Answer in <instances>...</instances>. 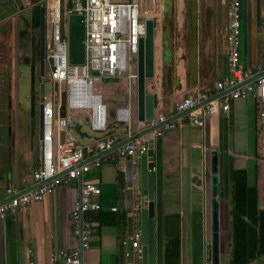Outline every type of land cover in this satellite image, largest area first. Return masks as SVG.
<instances>
[{"label": "crops", "instance_id": "obj_1", "mask_svg": "<svg viewBox=\"0 0 264 264\" xmlns=\"http://www.w3.org/2000/svg\"><path fill=\"white\" fill-rule=\"evenodd\" d=\"M39 1L0 0V30L4 31V25L10 19L12 44L13 32L17 42L20 19L29 20L26 14H22L24 10H30L31 28H38L33 27L35 20L32 19V8L36 4L40 5ZM240 1V60L244 66L252 67L261 59L264 49V0ZM11 2L13 8L8 11L6 7ZM228 2L175 0L173 27L182 35L186 34V44L177 48L174 45V56H183L174 65L175 76L179 77L181 86L176 88L174 83L168 85L162 77V64L156 61L154 77L146 82V91L155 95V110H162L171 116L176 100L194 95L197 90L213 92L218 80L231 76L226 63ZM6 3L8 5L4 7ZM2 95L0 92V98ZM9 110H0V202L5 199V190L10 184L22 188L35 186L31 175L37 166L35 148L39 135L30 141L28 136L19 135L20 126L17 124L12 134L10 128L19 116L17 112L13 114L12 110L9 114ZM258 110V102L251 97L230 100L229 110H225L221 102L216 112L205 119L202 128L184 119L181 125L159 130L156 134L150 132V126L138 125L136 120L131 136L143 135L144 139L149 137V146L153 150L155 264H165V214L179 216V264H210V247L206 242L209 236L208 180L211 147L218 148L219 152V264H229L230 175L233 170H246L247 181L256 185L258 199L263 204L259 208L264 209V121L260 119ZM110 125L109 131L122 142L129 139L125 126L112 122ZM83 133V143L101 136L93 132ZM116 162L126 165L128 172L118 173L114 162L108 161L83 174V180L100 186L98 199L103 212L99 218H92L96 212L89 214L97 230L92 236L89 249L82 252L83 262L125 264L126 253L120 240L129 236L137 227L141 228L140 214L138 219L129 215L136 199L135 192H121V188L133 184H139L141 188V178L138 181L131 179L130 166L125 159L118 158ZM194 178L200 180L201 184L198 185ZM78 190V180L63 182L61 176L57 175L51 194L41 201L33 202L25 212L11 211L5 219H0V264H62L52 263L50 254L61 248L71 251L79 247V238L73 231L71 218ZM112 207H116V211H112ZM245 264H264V253H259Z\"/></svg>", "mask_w": 264, "mask_h": 264}, {"label": "built area", "instance_id": "obj_2", "mask_svg": "<svg viewBox=\"0 0 264 264\" xmlns=\"http://www.w3.org/2000/svg\"><path fill=\"white\" fill-rule=\"evenodd\" d=\"M226 35V63L231 76L215 83L213 92L197 90L176 100L173 113L167 116L162 110H155L147 124L153 134L159 130H169L181 125L184 119L197 127H204L205 119L212 116L219 104L229 110L230 100L253 98L259 104L258 115L264 121V49L261 59L252 67H246L240 60L239 46L241 33L240 0H228ZM43 28L45 21L49 27L47 39L51 46L48 57L53 58L52 69L40 75L38 86L45 89L51 82V89L45 90L39 100L41 136L36 144L37 166L31 178L35 186L22 188L10 184L5 190V199L0 202V219H5L11 211L25 212L36 201H41L55 188V177L63 182L78 180V199L74 203L71 218L73 231L79 238V247L74 250L57 249L50 254L52 263L99 264L83 262L82 252L90 247L97 228L89 217L90 213L102 210L98 197L100 186L83 180V174L105 162H114L118 173L126 174V165L116 159H125L130 166L133 181L140 177V157L149 149V137L131 136L130 96L135 90L136 117V67L138 40L144 36L145 23L141 0H45ZM70 14L84 16V63L72 65L68 58V22ZM47 57V58H48ZM127 90L122 104L109 110L101 92H95V84L123 83ZM55 85H58L55 90ZM66 91V114L54 117L55 94ZM89 109L87 116L93 133L101 134L91 142L82 143L74 137V112ZM113 112V117L109 113ZM109 120L115 125L122 124L129 135L123 142L109 131ZM64 131V142H60V132ZM79 136V135H78ZM155 171V167L149 169ZM135 192L136 199L129 215L138 219L146 206V196L139 184L121 188ZM116 211V207L111 208ZM125 250V264H141V231L137 227L129 236L120 240ZM210 247V242H206ZM29 264H33L32 262Z\"/></svg>", "mask_w": 264, "mask_h": 264}, {"label": "water", "instance_id": "obj_3", "mask_svg": "<svg viewBox=\"0 0 264 264\" xmlns=\"http://www.w3.org/2000/svg\"><path fill=\"white\" fill-rule=\"evenodd\" d=\"M161 61H162V77L168 85L174 83L176 88H180V79L175 76L174 65L178 64L183 56H174V45L172 40V23L174 19L175 0H161ZM44 7L36 4L32 8V19L35 26L40 28L41 41L44 40L43 28ZM41 21V22H40ZM68 22V58L72 65L84 63V16L82 14H70L67 18ZM145 33L138 40L137 67H136V120L140 122L151 121L155 112V95L146 91V82L154 77L155 66V45H156V26L158 18L147 17L144 15ZM15 36V32H13ZM42 55H44L42 45ZM48 64L52 69L53 58L48 57ZM40 75H43V65L40 66ZM58 85H55V90ZM51 89V82L45 83V90ZM57 103L54 109V117L63 118L66 114V91L61 90L59 94H55L54 98ZM113 117V112L109 113ZM88 121V117H85ZM81 124L75 123L74 129L78 131L79 137H83L84 133L80 131ZM151 130V129H149ZM148 130V131H149ZM41 136V127L39 130ZM65 132H60V142H64ZM153 150L151 145L146 153L140 157V178L141 189L146 196V206L140 212V231L142 245V261L141 264H155V173L149 169L153 167L151 161ZM147 160L149 162H147ZM151 161V162H150ZM220 168H219V152L218 148H210L209 157V180H208V197H209V236L210 242V264H219L220 259ZM197 184L201 181L194 178ZM262 202L258 201V206L262 207ZM258 250L264 253V209H261L258 217Z\"/></svg>", "mask_w": 264, "mask_h": 264}, {"label": "rangeland", "instance_id": "obj_4", "mask_svg": "<svg viewBox=\"0 0 264 264\" xmlns=\"http://www.w3.org/2000/svg\"><path fill=\"white\" fill-rule=\"evenodd\" d=\"M124 1V0H118ZM41 6L45 5V0L39 1ZM8 3L4 4L6 7ZM161 0H157L156 4L154 5L156 8L154 9L152 15L147 17H154L158 18V23L156 26V45H155V62L161 61ZM2 5H0L1 7ZM8 8V9H7ZM13 8L12 2L11 5L7 6L6 9L9 11ZM144 13V12H143ZM22 14H26V16L30 19V10L26 9L22 12ZM4 31L0 30V92L3 94L2 98H0V110L10 108L8 113L13 111V114L17 112L18 120H14L12 123V128H10V132L12 134L15 133L16 124L20 126L19 135H25L29 137V140H34L35 137L39 135L40 130V110H39V100L40 96L46 93L45 89L39 88L38 81L40 78V63L36 62L34 66L37 68L31 70V67L27 64H23L21 60H15V51L17 50L14 48L15 45V36H13V47L11 43V30H10V19H8L5 23ZM2 26V27H4ZM24 24L20 25V34L25 32V29H22ZM28 27V25H26ZM174 26V19L172 23V27ZM174 28V27H173ZM49 33V27L47 22L45 21L44 24V55L47 57L50 54L51 46L48 44L47 36ZM172 41L173 45H176V48L179 45L186 44V34L183 35L176 31H172ZM184 39V40H183ZM19 62V63H18ZM44 73L48 70V64L45 62V66L43 68ZM13 71V73H12ZM15 72V73H14ZM14 74V75H13ZM16 76V77H15ZM123 83H98L95 84V92H101L104 101L108 104L109 110L113 111L117 106L122 104V97H126L127 90ZM134 95L135 90L132 89L131 96H130V108H131V127L136 126V117H135V102H134ZM17 96V97H16ZM12 110V111H11ZM90 110L84 111H77L74 112V120L75 123L81 124L80 131L90 134L94 132L91 130L89 124L85 119L84 116L89 114ZM14 118V117H13ZM111 123V120H109ZM111 127V125H109ZM73 135L75 138L80 140L83 143V139L85 137H79L78 131L74 130ZM29 141V143H31ZM34 142V141H33ZM32 142V143H33ZM221 214V212H220Z\"/></svg>", "mask_w": 264, "mask_h": 264}, {"label": "trees", "instance_id": "obj_5", "mask_svg": "<svg viewBox=\"0 0 264 264\" xmlns=\"http://www.w3.org/2000/svg\"><path fill=\"white\" fill-rule=\"evenodd\" d=\"M230 254L229 264H245L259 255L258 190L255 184H249L245 169H235L230 175ZM102 211L94 213L99 218ZM175 224V226H173ZM164 263L179 264L180 230L177 214L164 215Z\"/></svg>", "mask_w": 264, "mask_h": 264}, {"label": "flooded vegetation", "instance_id": "obj_6", "mask_svg": "<svg viewBox=\"0 0 264 264\" xmlns=\"http://www.w3.org/2000/svg\"><path fill=\"white\" fill-rule=\"evenodd\" d=\"M19 22H20V25L24 24L22 29H25L26 27V30L24 33L22 32L21 34L20 32H18L17 42L15 40L14 48L17 49L15 51L16 62L17 60L20 59L23 64H27L28 66H30L31 70H33L34 68L36 69L37 67L34 65L36 62H39L40 66L42 64L44 68L45 62H47L48 64V60H46L45 55H42V45H43V51H44V40L42 43L41 36H40V28L39 27L31 28L30 26L31 25L30 23L32 22L31 19L27 20L26 18L25 19L21 18ZM26 25H28V27ZM172 31H174V28H172ZM11 38H12V35H11ZM47 42L50 45L49 41ZM12 47H13V44H12Z\"/></svg>", "mask_w": 264, "mask_h": 264}, {"label": "bare ground", "instance_id": "obj_7", "mask_svg": "<svg viewBox=\"0 0 264 264\" xmlns=\"http://www.w3.org/2000/svg\"><path fill=\"white\" fill-rule=\"evenodd\" d=\"M157 0H141V5L144 11V14L150 16L153 14L154 9L156 8L154 5L156 4ZM162 4V2H161ZM162 6V5H161ZM157 41V38L155 39Z\"/></svg>", "mask_w": 264, "mask_h": 264}]
</instances>
